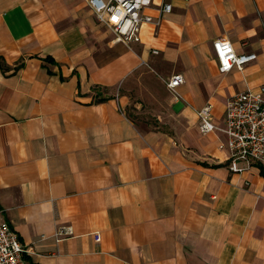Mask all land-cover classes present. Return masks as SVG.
Masks as SVG:
<instances>
[{
    "label": "crops",
    "instance_id": "obj_1",
    "mask_svg": "<svg viewBox=\"0 0 264 264\" xmlns=\"http://www.w3.org/2000/svg\"><path fill=\"white\" fill-rule=\"evenodd\" d=\"M172 3L128 46L87 0H0V222L25 264H264V165L232 171L197 114L264 83V0ZM220 36L257 57L221 71Z\"/></svg>",
    "mask_w": 264,
    "mask_h": 264
},
{
    "label": "built area",
    "instance_id": "obj_2",
    "mask_svg": "<svg viewBox=\"0 0 264 264\" xmlns=\"http://www.w3.org/2000/svg\"><path fill=\"white\" fill-rule=\"evenodd\" d=\"M97 20L107 26L115 36L128 46L141 40L144 23L159 26L167 12L173 9L172 0H161L159 15L144 11L153 0H87ZM213 47L221 71L233 67L242 69L246 63L257 57L256 52H238L232 42L216 37ZM154 52H159L154 48ZM185 81L182 72H175L165 79L167 87L178 97L177 88ZM199 128L203 132L221 130L228 135L230 155L228 166L232 171L248 170L255 163L264 165V83L257 88L236 92L227 99L225 118L217 124L213 115V103L207 102L197 110ZM101 238L96 233V239ZM28 251L19 234L7 221L0 222V264H25Z\"/></svg>",
    "mask_w": 264,
    "mask_h": 264
},
{
    "label": "rangeland",
    "instance_id": "obj_3",
    "mask_svg": "<svg viewBox=\"0 0 264 264\" xmlns=\"http://www.w3.org/2000/svg\"><path fill=\"white\" fill-rule=\"evenodd\" d=\"M161 90H163L162 86H161ZM134 94L137 98H139V91H137ZM144 106L145 105L141 107L140 104L139 106H136L135 103H131V104H128V106L126 107V111L133 119L137 120L139 123H142L145 119V116L146 115L148 116V114H146L145 112L146 107ZM154 122L155 124H159V119L155 118Z\"/></svg>",
    "mask_w": 264,
    "mask_h": 264
}]
</instances>
